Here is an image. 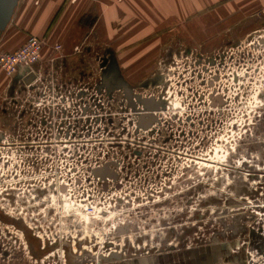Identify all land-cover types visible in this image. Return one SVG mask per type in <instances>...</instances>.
<instances>
[{"label": "rangeland", "instance_id": "obj_1", "mask_svg": "<svg viewBox=\"0 0 264 264\" xmlns=\"http://www.w3.org/2000/svg\"><path fill=\"white\" fill-rule=\"evenodd\" d=\"M169 45L138 81L99 44L9 90L0 264H264V27Z\"/></svg>", "mask_w": 264, "mask_h": 264}, {"label": "crops", "instance_id": "obj_2", "mask_svg": "<svg viewBox=\"0 0 264 264\" xmlns=\"http://www.w3.org/2000/svg\"><path fill=\"white\" fill-rule=\"evenodd\" d=\"M263 7L264 0H20L0 36V54L15 52L29 36L44 38L36 69L48 75L55 60L65 59L67 70L78 48L90 55L100 44L116 52L123 74L138 81L169 44L211 47L245 40L264 27L258 16ZM25 71L10 80L0 69V107L10 89L33 79L26 80Z\"/></svg>", "mask_w": 264, "mask_h": 264}, {"label": "built area", "instance_id": "obj_3", "mask_svg": "<svg viewBox=\"0 0 264 264\" xmlns=\"http://www.w3.org/2000/svg\"><path fill=\"white\" fill-rule=\"evenodd\" d=\"M258 16L264 18V7L258 12ZM45 46L46 41L44 38L29 36L26 42L15 52L0 54V69L10 80H12L20 70H26L23 76L26 80L31 76H34L36 80H41L43 73L36 68L41 63ZM60 49L61 46H55V50L60 51ZM50 79V86L53 91H55L57 78H54L53 74H51ZM59 87L61 86H58V89ZM1 128L2 126L0 123V131Z\"/></svg>", "mask_w": 264, "mask_h": 264}, {"label": "water", "instance_id": "obj_4", "mask_svg": "<svg viewBox=\"0 0 264 264\" xmlns=\"http://www.w3.org/2000/svg\"><path fill=\"white\" fill-rule=\"evenodd\" d=\"M19 1L20 0H0V36L9 26Z\"/></svg>", "mask_w": 264, "mask_h": 264}]
</instances>
